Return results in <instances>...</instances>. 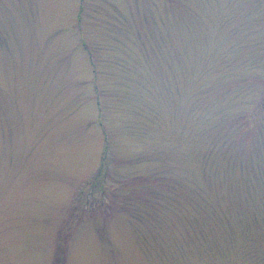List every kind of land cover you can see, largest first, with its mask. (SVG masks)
I'll use <instances>...</instances> for the list:
<instances>
[{
  "label": "rangeland",
  "instance_id": "374dc122",
  "mask_svg": "<svg viewBox=\"0 0 264 264\" xmlns=\"http://www.w3.org/2000/svg\"><path fill=\"white\" fill-rule=\"evenodd\" d=\"M0 264H264V0H0Z\"/></svg>",
  "mask_w": 264,
  "mask_h": 264
}]
</instances>
